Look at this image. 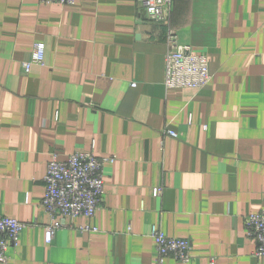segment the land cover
<instances>
[{
	"label": "crops",
	"instance_id": "1",
	"mask_svg": "<svg viewBox=\"0 0 264 264\" xmlns=\"http://www.w3.org/2000/svg\"><path fill=\"white\" fill-rule=\"evenodd\" d=\"M142 16L137 0H0V215L33 224L3 264H156L155 225L191 242L188 264H264L244 224L264 211V0H173L179 42L209 60L202 90L165 87L167 27ZM76 152L114 159L103 202L47 243L48 166Z\"/></svg>",
	"mask_w": 264,
	"mask_h": 264
},
{
	"label": "built area",
	"instance_id": "2",
	"mask_svg": "<svg viewBox=\"0 0 264 264\" xmlns=\"http://www.w3.org/2000/svg\"><path fill=\"white\" fill-rule=\"evenodd\" d=\"M46 4L73 6L76 0H41ZM144 20L152 24L166 26L165 43V87L167 89L202 90L212 81L209 60L205 53L194 47L183 45L178 40L177 31L171 26L173 0H137ZM46 46L35 43L31 58L23 63L22 69L30 73L33 66L43 65ZM164 135L176 137L177 134L166 130ZM114 159L99 158L94 152H76L66 161L54 155L49 163L45 182V196L42 202L44 211L51 219L46 227V241L51 243L57 231L67 228L66 219L79 216L93 218L103 202L105 193V168ZM163 188L154 189V196L161 197ZM247 237L256 243L254 256L264 257V211L249 214L244 218ZM16 219L0 215V264L9 260L8 249L18 244L19 236L27 227ZM157 252L156 264H163L168 258L179 263L192 261V245L188 239L172 238L165 235L159 225L151 229Z\"/></svg>",
	"mask_w": 264,
	"mask_h": 264
}]
</instances>
